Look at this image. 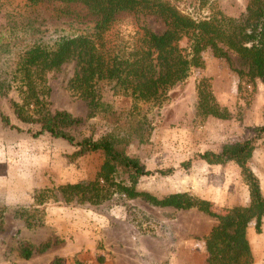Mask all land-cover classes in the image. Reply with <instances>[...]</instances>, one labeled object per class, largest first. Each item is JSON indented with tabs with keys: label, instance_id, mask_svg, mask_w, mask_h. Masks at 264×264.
Returning a JSON list of instances; mask_svg holds the SVG:
<instances>
[{
	"label": "rangeland",
	"instance_id": "obj_1",
	"mask_svg": "<svg viewBox=\"0 0 264 264\" xmlns=\"http://www.w3.org/2000/svg\"><path fill=\"white\" fill-rule=\"evenodd\" d=\"M177 6L194 18L214 13L236 18L245 12L246 0H179ZM10 17L37 30L31 38L46 47L74 34L60 29L59 21L47 9L29 7L26 0H0V34H5L4 25ZM142 27L155 33L165 30L160 20L144 16L114 24L109 35L128 46L140 37ZM179 46L187 48L188 44L183 40ZM202 57L204 67L192 68L161 102L138 105V118L146 120L151 132L145 143L132 139L128 152L140 159L145 170L172 171L168 176L142 177L136 186L138 191L158 198L189 192L220 212L247 205V187L233 162L209 165L198 156L207 151L218 154L224 144L255 136L253 128L264 125V85L250 82L246 68L233 54L225 60L207 50ZM74 72L75 63L69 62L47 75L48 109L66 111L81 119L78 137L99 139L112 129L101 116L89 117L85 102L69 90ZM198 87L213 94L229 119L203 118L199 114ZM103 99L117 110L131 107L130 100L123 97L105 95ZM10 100H19L15 90L0 101V112L14 126L33 128L15 119ZM75 152L77 148L64 140L46 133L34 138L0 121V264H105L111 250H122L124 255L127 252L130 264H140L135 251L143 249L153 253L146 257L154 264H206L204 239L216 221L195 209L157 208L120 195L99 206L65 205L58 187L93 180L103 163L101 152L81 156H75ZM254 152L249 166L264 182V137L257 141ZM46 188L52 189L56 199L36 206L35 194ZM17 215L35 222L27 227ZM249 229L254 264H264V234H256L253 224ZM46 241L52 246L46 254L34 253L28 260L18 257L19 245L28 242L38 247Z\"/></svg>",
	"mask_w": 264,
	"mask_h": 264
},
{
	"label": "trees",
	"instance_id": "obj_2",
	"mask_svg": "<svg viewBox=\"0 0 264 264\" xmlns=\"http://www.w3.org/2000/svg\"><path fill=\"white\" fill-rule=\"evenodd\" d=\"M178 2L26 0L29 7L47 9L59 21L60 29L74 34L46 47L31 38L37 33L33 27L31 30L28 24H21L13 17L6 21L5 34H0V101L15 90L19 100L9 101L12 113L21 125L33 128L24 130L14 126L1 112L0 121L34 138L46 133L64 140L77 148L75 156L102 153L103 163L93 180L58 187L65 205L99 206L114 195H120L127 200L140 199L157 208L195 209L216 221L204 239L206 264H254L247 231L253 224L256 234L262 232L264 196L249 161L257 141L264 137V125L253 128L252 139L224 144L218 154L207 151L198 156L209 165L236 164L248 190L247 205L219 212L212 203L189 192L158 198L136 188L142 177L168 176L172 172L171 169L154 173L145 170L140 159L128 152L132 139L145 143L151 132L146 120L138 118L139 104L161 102L173 86L188 77L192 68L204 67L202 54L207 50L219 59L228 60L229 54L235 55L246 68L245 76L250 82L259 81L264 85V0H246L245 12L236 18L221 13L194 18L179 9ZM144 16L160 20L165 30L155 33L142 27L140 37L128 46L109 35L114 24L138 21ZM183 40L187 48L179 46ZM69 62L75 63L69 90L85 102L89 117L101 116L112 129L99 139L78 137L76 132L81 119L66 111L48 109L47 75ZM105 95L129 99L131 107L114 109L103 99ZM197 96L198 112L203 118L229 119V114L218 106L210 91L198 87ZM50 199L56 198L52 189L46 188L35 194L34 204L44 206ZM19 218L27 227L35 222L27 216ZM1 225L2 218L0 230ZM50 246V241L38 247L25 242L17 247L18 257L28 260L34 253L46 252Z\"/></svg>",
	"mask_w": 264,
	"mask_h": 264
},
{
	"label": "crops",
	"instance_id": "obj_3",
	"mask_svg": "<svg viewBox=\"0 0 264 264\" xmlns=\"http://www.w3.org/2000/svg\"><path fill=\"white\" fill-rule=\"evenodd\" d=\"M256 152L253 153V157L255 156ZM259 182H260V187H261V191H262V194L264 196V182H263V179L262 178H259ZM248 192V191H247ZM248 200H249V197H247L246 199V202L248 203ZM50 215L47 214V218L49 217ZM46 224H48V221H46ZM249 229V228H248ZM250 230V229H249ZM262 232L264 234V220H263V224H262ZM261 232V233H262ZM248 233V231H247ZM52 249V246L51 248H49L48 250ZM47 250V251H48ZM112 252V255L111 256H106V257H109V260H106L108 263H105V264H130V260L128 258V255H127V252H126V255L123 254L124 251L122 250H118V251H115V250H111ZM46 254V252H44ZM135 253L137 254V259L139 261L140 264H154L153 262H149L148 260V256L149 254H153L151 251L149 250H144L143 251H135ZM130 255H132V251L129 252ZM105 256V255H104ZM147 256V257H146ZM33 257V256H32ZM30 259V258H29ZM133 260V259H132Z\"/></svg>",
	"mask_w": 264,
	"mask_h": 264
}]
</instances>
